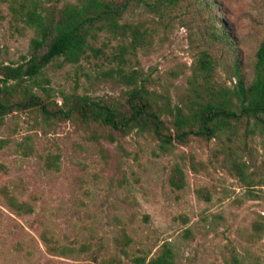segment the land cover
I'll return each mask as SVG.
<instances>
[{"label": "rangeland", "instance_id": "obj_1", "mask_svg": "<svg viewBox=\"0 0 264 264\" xmlns=\"http://www.w3.org/2000/svg\"><path fill=\"white\" fill-rule=\"evenodd\" d=\"M12 11L0 0V65L17 67L29 59L34 32ZM117 24L113 32L96 24L79 62L48 65L34 90L45 97L43 86L58 105L71 93L121 100L128 87L116 70L108 74L119 66L150 78V88L177 104L191 95L201 51L218 62L214 80L229 87L228 65L238 55L247 86L264 34V0H181L159 12L129 5ZM222 26L231 49L212 39ZM175 165L182 189L170 183ZM5 189L32 213L15 214ZM43 232L78 252L48 253ZM164 244L176 264H264L263 133L243 124L219 140L192 138L165 153L134 132L93 141L71 122L47 123L36 112L0 119V264H137Z\"/></svg>", "mask_w": 264, "mask_h": 264}, {"label": "trees", "instance_id": "obj_2", "mask_svg": "<svg viewBox=\"0 0 264 264\" xmlns=\"http://www.w3.org/2000/svg\"><path fill=\"white\" fill-rule=\"evenodd\" d=\"M22 23L34 32L30 41V55L25 65H0V119L12 112H36L44 122L69 121L84 131L93 141H113L116 134L126 136L132 132L149 136L161 151L171 152L187 144L192 138L203 141L219 140L222 134L236 133L241 125L252 133L264 136V34L255 53L253 79L245 85L239 56L231 60L228 80L232 87L215 81L217 61L208 51L198 55L189 82L191 95L184 101L172 104L167 92L150 88V78L136 70L114 71L121 84L126 85L121 100H104L75 93L62 94L61 103L49 101L48 90L40 86L44 96L34 87L38 77L48 65L62 59L75 64L89 48L94 28H119L117 18L127 6L145 5L156 12L171 8L181 0H124L113 4L106 0H75L57 7L53 0H3ZM223 26L212 33V39L229 49L233 38ZM190 164L194 162L190 160ZM170 183L177 189L184 186L181 168L175 165ZM6 205L18 216L32 213L28 202L19 201L6 189L2 191ZM41 240L48 253L72 257L78 251L60 244L43 232ZM125 238V244L129 242ZM137 264H176L174 254L166 244L146 261L136 258Z\"/></svg>", "mask_w": 264, "mask_h": 264}]
</instances>
